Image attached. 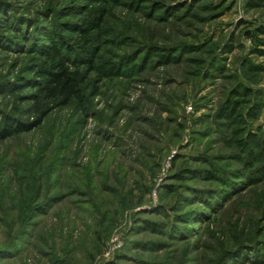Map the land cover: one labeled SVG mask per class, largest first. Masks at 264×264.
Instances as JSON below:
<instances>
[{
    "label": "rangeland",
    "instance_id": "1",
    "mask_svg": "<svg viewBox=\"0 0 264 264\" xmlns=\"http://www.w3.org/2000/svg\"><path fill=\"white\" fill-rule=\"evenodd\" d=\"M245 1L0 0V115L32 126L0 141V264H264V0ZM54 45L66 106L39 90Z\"/></svg>",
    "mask_w": 264,
    "mask_h": 264
},
{
    "label": "trees",
    "instance_id": "2",
    "mask_svg": "<svg viewBox=\"0 0 264 264\" xmlns=\"http://www.w3.org/2000/svg\"><path fill=\"white\" fill-rule=\"evenodd\" d=\"M263 0H246L244 6L247 10H254L261 7ZM0 9L2 7L0 6ZM259 34H264L263 28H258L257 31ZM247 38L253 39L256 34L253 32H245ZM52 66L44 72V79L40 85V93L43 97L54 100L59 103L60 106H66L70 101L74 99H79V83L76 73L69 70L66 64L63 61L62 56L59 54L58 47L52 46ZM11 88H6L3 92L12 93ZM229 104V102H228ZM222 110V113L232 117L236 110V103H231ZM30 124H26L15 120L6 115H0V141H5L12 137H16L20 134L26 133L31 129ZM209 179H215L216 177L211 172L206 173ZM150 225L146 223V229Z\"/></svg>",
    "mask_w": 264,
    "mask_h": 264
}]
</instances>
